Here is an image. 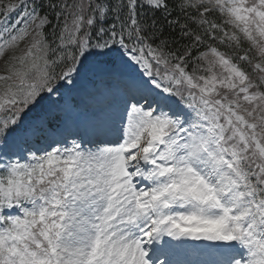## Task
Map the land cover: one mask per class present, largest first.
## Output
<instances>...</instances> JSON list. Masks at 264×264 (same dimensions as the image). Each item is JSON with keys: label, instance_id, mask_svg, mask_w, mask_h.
I'll return each mask as SVG.
<instances>
[{"label": "snow or ice", "instance_id": "snow-or-ice-1", "mask_svg": "<svg viewBox=\"0 0 264 264\" xmlns=\"http://www.w3.org/2000/svg\"><path fill=\"white\" fill-rule=\"evenodd\" d=\"M0 264H264V0H0Z\"/></svg>", "mask_w": 264, "mask_h": 264}, {"label": "rangeland", "instance_id": "rangeland-1", "mask_svg": "<svg viewBox=\"0 0 264 264\" xmlns=\"http://www.w3.org/2000/svg\"><path fill=\"white\" fill-rule=\"evenodd\" d=\"M78 80L83 82V86L87 87V89H91L93 91H97V89L94 87L93 80L91 77L87 75H81L78 77ZM78 89V88H77ZM119 95V94H118ZM94 96H86L81 91L78 92L74 91L73 88L69 89H62V91L59 94H53L52 101L53 103L45 104L44 107L48 108L52 115L49 118L48 124L46 126V132L44 133L45 138H41L40 143L38 146H43L48 139H60L63 136H68L69 139L73 138L74 132L78 130L77 135L81 137L83 136L82 133L85 134L84 140L87 142L90 140V137L92 135L99 134L96 130L93 128L90 129L89 125L79 120L82 117H86L88 119L89 113L92 110L93 106H89L88 108H85V103L82 101L83 98L89 99ZM101 103L104 102V97L100 96ZM81 99V100H80ZM95 102H99L100 100H97L98 97H94ZM96 106H99V104H96ZM59 111L61 112L62 116L61 119L60 116L58 117ZM75 119V120H74ZM59 121V122H58ZM73 122V123H72ZM70 123V124H69ZM68 124V125H67ZM73 124V125H72ZM70 127L72 132H70L73 135L66 134L65 127Z\"/></svg>", "mask_w": 264, "mask_h": 264}, {"label": "bare ground", "instance_id": "bare-ground-1", "mask_svg": "<svg viewBox=\"0 0 264 264\" xmlns=\"http://www.w3.org/2000/svg\"><path fill=\"white\" fill-rule=\"evenodd\" d=\"M71 88H73V90L76 91V92H78V89H79V92L82 91V92L85 94V97H86V96H89V97H90V96H94L95 98L98 97L97 100H100L99 102H97V101L95 102L94 97L89 98V99H85V98H83L82 101L85 103V105H84L85 108H88L89 106H93V107H94V106H96V104L102 105V104L106 103L105 99H104V102L101 103L102 101H101L100 96H102V95H100L99 92L93 91V90H91V89H87V87L83 86V82L79 81L78 79H77L76 84L73 85V86H71ZM77 88H78V89H77ZM80 100H81V99H80ZM60 115L62 116L61 112L59 111V113H58V117H59ZM61 116H60L59 119H61ZM74 120H75V119H74ZM79 120H80L81 122H82V120H83L84 123L88 124V119H86V117H82V118L79 119ZM58 122H59V121H58ZM72 123H73V122H72ZM69 124H70V123H69ZM67 125H68V124H67ZM72 125H73V124H72ZM64 129H65V132L67 131L66 134H70V132H72V130L70 129L69 126H68V127H65ZM90 129H92L91 126H90ZM74 135H76V131L74 132ZM98 135H100V134H96V135H94V136L92 137V139H96ZM82 137H85V135H83ZM83 139H84V138H83Z\"/></svg>", "mask_w": 264, "mask_h": 264}]
</instances>
